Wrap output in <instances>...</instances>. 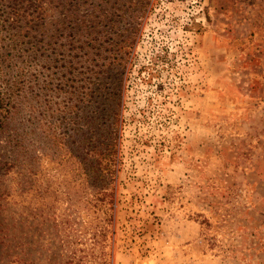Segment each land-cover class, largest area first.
Here are the masks:
<instances>
[{
	"label": "rangeland",
	"instance_id": "374dc122",
	"mask_svg": "<svg viewBox=\"0 0 264 264\" xmlns=\"http://www.w3.org/2000/svg\"><path fill=\"white\" fill-rule=\"evenodd\" d=\"M0 106V264H264V0H0Z\"/></svg>",
	"mask_w": 264,
	"mask_h": 264
},
{
	"label": "trees",
	"instance_id": "16d2710c",
	"mask_svg": "<svg viewBox=\"0 0 264 264\" xmlns=\"http://www.w3.org/2000/svg\"><path fill=\"white\" fill-rule=\"evenodd\" d=\"M3 107L0 106V109H2ZM114 114V112H113ZM112 114V115H113ZM107 117H110V112L107 111ZM112 119V125H117V122H118V118H111ZM93 135L95 134H92V137ZM111 142H107L106 143V148L105 150H103L102 152H100V154H95L93 155L94 158H90L89 160V168H90V171L89 173L92 174L93 176L94 173L95 174H98L99 177H96L95 179L96 180H92V181H97V182H100V181H103L102 179L105 178L106 180V175L107 173H110L111 169H112V162H113V159H111L112 157V154H111ZM98 157V158H96Z\"/></svg>",
	"mask_w": 264,
	"mask_h": 264
}]
</instances>
